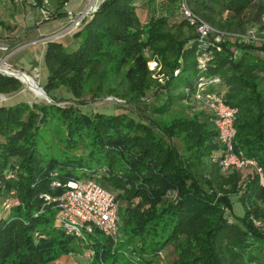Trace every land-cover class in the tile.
I'll return each mask as SVG.
<instances>
[{
	"label": "trees",
	"instance_id": "obj_1",
	"mask_svg": "<svg viewBox=\"0 0 264 264\" xmlns=\"http://www.w3.org/2000/svg\"><path fill=\"white\" fill-rule=\"evenodd\" d=\"M51 1L54 18L67 16L69 0ZM181 1L104 0L75 48L47 43L43 87L53 102L0 106V264L53 263L80 253L75 240L90 264H264V183L254 167L223 171L215 116L197 99L204 82L203 94L238 110L236 150L264 171V40L239 35L251 26L264 34V0H187L213 28L206 45ZM21 87L0 74V93ZM62 88L69 106L54 94ZM107 97L141 112L95 111ZM88 180L116 196V239L96 230L86 242L58 223L52 199Z\"/></svg>",
	"mask_w": 264,
	"mask_h": 264
},
{
	"label": "rangeland",
	"instance_id": "obj_2",
	"mask_svg": "<svg viewBox=\"0 0 264 264\" xmlns=\"http://www.w3.org/2000/svg\"><path fill=\"white\" fill-rule=\"evenodd\" d=\"M103 1L69 0L64 7L67 16L54 18L56 8L51 0L48 3H45L44 0H41L42 3L37 0H0V20L3 21L0 25V74L16 78L22 86L19 91L0 93V106H12L21 102L29 104L53 102L43 87L47 81V72L43 61L46 45L51 40H60L68 50L75 48L77 41L79 43L83 41L82 37L77 40L75 34L83 28L85 20L96 11ZM143 15L144 19L147 18L146 11ZM239 35H241L240 39L244 41L264 40V34L259 32L257 26H251ZM7 67L9 68L7 69ZM149 68L157 72L154 78L162 82L161 67L156 62H151ZM10 71L25 73L32 77L47 97L37 96L17 75V77L11 75ZM54 94L61 101L60 105L69 106L72 104L70 101L72 96L65 88L55 91ZM119 104L124 108H121ZM93 106L95 111L103 113L141 112V109L114 97L96 101ZM232 198L235 212L239 215L241 210L239 203L236 202L237 196ZM256 225L260 227L262 223L257 220ZM90 237L85 233L86 242ZM84 244L83 241L75 240L74 245L80 253L63 256L49 264H90L92 254Z\"/></svg>",
	"mask_w": 264,
	"mask_h": 264
},
{
	"label": "built area",
	"instance_id": "obj_3",
	"mask_svg": "<svg viewBox=\"0 0 264 264\" xmlns=\"http://www.w3.org/2000/svg\"><path fill=\"white\" fill-rule=\"evenodd\" d=\"M44 1L45 3L49 2V0ZM136 5L139 4L136 3ZM181 10L190 24L197 27L200 45H206L213 28L191 11L187 0L181 1ZM221 39L220 36L216 37L217 42H220ZM211 58L212 54L202 53L198 58L200 68L206 69ZM205 90L206 84L202 82L199 84L197 99L205 103L215 116L220 139L225 147L221 162L223 171L228 173L231 170L254 167L258 170L261 181L264 183V171L257 161L236 150L235 119L238 110L228 105L222 95L216 93L205 95L203 94ZM54 186L62 187L63 185L60 182H55ZM47 199L51 200L50 197ZM52 200L57 203L59 208L58 223L68 235L84 239L85 233L91 236L98 230L107 237L115 239L118 237L120 217L116 196L96 180L71 181L66 185L64 192Z\"/></svg>",
	"mask_w": 264,
	"mask_h": 264
},
{
	"label": "bare ground",
	"instance_id": "obj_4",
	"mask_svg": "<svg viewBox=\"0 0 264 264\" xmlns=\"http://www.w3.org/2000/svg\"><path fill=\"white\" fill-rule=\"evenodd\" d=\"M91 5V4H90ZM3 65V64H2ZM7 65V64H6ZM4 66V65H3ZM9 67H7L8 69ZM11 68V67H10ZM10 70V69H9ZM4 71V70H3ZM12 73H14L15 75H17L22 81L24 84H26L28 86V88L33 91L37 96L39 97H47L45 96L43 90L38 86V84L36 83V81L28 76L27 74H23V73H19L17 71H10ZM10 76V75H9ZM34 94V95H35ZM4 97V96H3ZM2 102V101H1Z\"/></svg>",
	"mask_w": 264,
	"mask_h": 264
},
{
	"label": "water",
	"instance_id": "obj_5",
	"mask_svg": "<svg viewBox=\"0 0 264 264\" xmlns=\"http://www.w3.org/2000/svg\"><path fill=\"white\" fill-rule=\"evenodd\" d=\"M11 75H13V76H15V77H17L14 73H11ZM45 93V92H44Z\"/></svg>",
	"mask_w": 264,
	"mask_h": 264
}]
</instances>
